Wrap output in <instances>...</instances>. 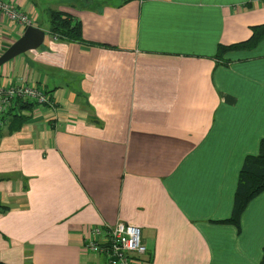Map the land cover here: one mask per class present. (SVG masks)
Wrapping results in <instances>:
<instances>
[{"label":"crops","instance_id":"obj_1","mask_svg":"<svg viewBox=\"0 0 264 264\" xmlns=\"http://www.w3.org/2000/svg\"><path fill=\"white\" fill-rule=\"evenodd\" d=\"M4 1L45 38L0 66V84L54 90L56 106L0 138V261L105 264L84 237L121 221L140 227L144 264H259L264 191L240 231L218 221L264 138V38L214 56L264 23V0ZM50 10L109 47L52 39ZM23 31L0 15V55Z\"/></svg>","mask_w":264,"mask_h":264},{"label":"trees","instance_id":"obj_2","mask_svg":"<svg viewBox=\"0 0 264 264\" xmlns=\"http://www.w3.org/2000/svg\"><path fill=\"white\" fill-rule=\"evenodd\" d=\"M251 6V4H248ZM48 34L52 39L63 42H74L85 46H104L105 44L88 41L82 33V24L79 19L59 10H50L48 16ZM251 36L241 42L221 45L218 44L215 59L218 62L226 63V53L234 49H252L262 38H264V23L254 25L251 28ZM48 91L50 101L52 100V92ZM38 106L34 101L16 100L10 108L0 115V138L5 134H12L18 131L29 119L30 112ZM43 106L55 107L56 104H45ZM91 121L98 124L96 117H91ZM9 179V175L0 176V180ZM264 191V138L260 139L258 151L255 154H247L243 158L241 168L238 172L236 190L234 192L233 207L229 217L221 219L218 222L234 225L240 231V219L243 211L248 203L258 194ZM8 207L0 204V213L8 211ZM152 260L149 254L147 261ZM0 264H6L0 261ZM22 264H33L30 260H26ZM259 264H264V245L262 247V255Z\"/></svg>","mask_w":264,"mask_h":264},{"label":"built area","instance_id":"obj_3","mask_svg":"<svg viewBox=\"0 0 264 264\" xmlns=\"http://www.w3.org/2000/svg\"><path fill=\"white\" fill-rule=\"evenodd\" d=\"M0 15L24 29L33 25L25 11L8 1L0 0ZM18 99L34 101L38 105L54 103L45 89L24 80L18 84H0V115ZM83 247L86 252L102 254L106 264H144L143 256L147 252L141 241L140 227L121 221L92 226L84 237Z\"/></svg>","mask_w":264,"mask_h":264},{"label":"water","instance_id":"obj_4","mask_svg":"<svg viewBox=\"0 0 264 264\" xmlns=\"http://www.w3.org/2000/svg\"><path fill=\"white\" fill-rule=\"evenodd\" d=\"M44 38V30L34 25L27 26L22 35L1 53L0 66L21 53L37 49L43 43Z\"/></svg>","mask_w":264,"mask_h":264},{"label":"rangeland","instance_id":"obj_5","mask_svg":"<svg viewBox=\"0 0 264 264\" xmlns=\"http://www.w3.org/2000/svg\"><path fill=\"white\" fill-rule=\"evenodd\" d=\"M22 54V53H21ZM21 54H19V55H21ZM147 253V252H146ZM147 256V255H146ZM106 264V263H105Z\"/></svg>","mask_w":264,"mask_h":264}]
</instances>
